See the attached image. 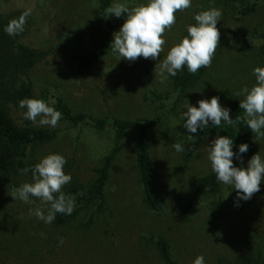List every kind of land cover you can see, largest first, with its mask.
<instances>
[{"label":"rangeland","instance_id":"obj_1","mask_svg":"<svg viewBox=\"0 0 264 264\" xmlns=\"http://www.w3.org/2000/svg\"><path fill=\"white\" fill-rule=\"evenodd\" d=\"M252 2L257 3L255 12L239 16L238 7ZM114 3L134 7L147 5L149 0H112L111 5ZM210 8L222 12L217 23L218 47L201 82L178 101L166 72L161 82L156 64L181 41L187 26L197 23L194 15ZM27 9L31 15L25 24V42L47 52L27 74L36 96L46 95L55 109L51 102L59 97L73 113L96 119L156 121L147 139L161 209L153 212L142 203L134 134L129 133L121 141L105 187L107 211L96 215L91 227H78L84 219L80 218L64 228H51L30 215V209L44 208L38 198L30 197L32 204L14 200L10 196L14 187L0 185V264H162L149 241L152 235L168 240L179 264H193L201 255L205 264H264V197L255 193L237 206L236 190L222 182L217 190L196 192L198 179L212 169L207 149L217 134L188 140L190 134L181 119L188 102L199 107L197 101L217 96L225 107L244 98L237 96L242 88L256 84L253 70L264 67L262 0H191V7L177 11L176 23L165 30L164 50L157 60L139 57L127 61L110 48L82 74L75 58L91 53L101 41L100 0L0 2V14ZM126 16L113 14V33L119 31ZM149 92L167 97L151 98ZM25 111L14 112L18 124L30 123L57 133L51 142L35 147L36 163L50 153L60 154L67 161L63 170L71 180L90 183L92 170L113 146V129L108 126L99 131L90 124L73 126L61 119L56 127L41 126L26 120ZM255 141L257 153L264 159V137L256 136ZM174 143L184 148L195 143L185 169H181L182 152L175 151ZM31 182L28 178L20 185Z\"/></svg>","mask_w":264,"mask_h":264},{"label":"trees","instance_id":"obj_2","mask_svg":"<svg viewBox=\"0 0 264 264\" xmlns=\"http://www.w3.org/2000/svg\"><path fill=\"white\" fill-rule=\"evenodd\" d=\"M8 0H0L7 2ZM112 0H100V11L103 17V30L99 45L89 54L77 56L78 72L82 74L86 68L94 65L110 50V45L114 31L113 14L105 18V10L110 7ZM264 3V0H262ZM257 3H246L237 9L241 17L248 16L255 12ZM22 13L14 11L7 14H0V185L3 187L18 188L22 181L32 178L31 169L37 164L33 158L36 146L51 142L56 137V132L35 128L30 123L20 125L14 117V112L21 109L19 101L24 98L41 99L48 102L46 95L36 96L28 80L27 74L41 60L47 52L29 46L25 42L27 30L14 36H9L4 28L9 21L19 18ZM195 25V24H191ZM188 32L184 36H187ZM183 36V37H184ZM182 37V38H183ZM208 71V67H202L195 74L189 73L187 66L177 72L176 76L167 74L169 87L179 101L188 91L194 89L203 79ZM149 97L155 99L166 98L167 95L149 92ZM235 100L225 107L230 109V117L236 119L240 117L235 126L227 125L223 121L220 126L212 125L211 122L203 130L198 129L192 134L195 141L199 136L219 134L233 139V152H239V145L246 143L248 151L241 154V160L235 161L237 167H244V162L249 161L254 154H257L256 135L247 127L245 113L239 108V101ZM56 110L62 113L61 120L73 126L90 124L94 129L102 131L106 127H111L114 132V141L111 150L103 157L100 165L92 170L94 176L90 183L83 184L80 180L74 179L63 186L62 191L70 195L75 203L74 211L71 215L57 214L55 220L47 226L55 229L64 228L77 219L84 218L79 222L78 227H91L96 215L104 214L107 211L105 187L109 181L110 170L117 155L121 151V141L129 134H134V156L137 181L141 187L142 203L153 212L161 209L154 182V163L150 154V146L147 139L148 130L156 125L155 120H123L117 118L96 119L85 113H73L67 104L59 97L55 98ZM195 143L188 145L182 152L181 169H185L192 158ZM28 169L27 172H22ZM220 182L216 179V174L210 171L197 181L196 192L200 193L206 189L217 190ZM264 197V180L261 181L260 191L256 193ZM48 205L44 204L45 214ZM218 205H216V209ZM85 216H88L85 218ZM149 241L155 254L162 264H179L176 260L171 245L162 236H150Z\"/></svg>","mask_w":264,"mask_h":264},{"label":"clouds","instance_id":"obj_3","mask_svg":"<svg viewBox=\"0 0 264 264\" xmlns=\"http://www.w3.org/2000/svg\"><path fill=\"white\" fill-rule=\"evenodd\" d=\"M191 7V0H149L147 5L140 4L134 7L124 3H114L105 10V18L114 14L117 18L126 13V19L119 29L113 33V41L110 45L114 53L127 61H135L139 57L157 60L165 40L163 35L166 29L176 23L175 13ZM31 15V9L25 10L19 18L9 21L4 31L9 36H14L24 30L27 17ZM222 12L217 8L203 10L194 15L197 22L188 25V35L181 41L170 47L163 60L159 59L156 68L163 77L166 72L170 76H176L177 72L187 66L189 73L195 74L202 67H210L215 51L219 44L220 32L217 23L220 21ZM256 84L251 89L247 86L242 88L237 96L243 95L239 101V108L244 110L247 127L258 138L264 137V67H256L253 70ZM52 104L55 101L51 102ZM199 107L189 102L184 106L186 111L181 114L184 121L183 128L187 130L188 140L191 134L203 130L211 122L212 125L220 126L223 121L227 125L235 126L240 117H230V109L222 107L219 97L213 96L210 100L197 101ZM19 107L26 109L24 118L33 124L56 127L62 117V113L41 99L24 98L19 101ZM39 117V120L37 118ZM233 139L228 136H217L208 145V159L211 162L212 171L216 179L226 185H231L236 190L237 206L240 200L247 201L260 191L262 179H264V159L260 154H254L247 163V167H237L233 163V157L241 160V154L248 151V145L241 143L239 152L234 153ZM172 147L177 152L185 151L181 143H174ZM65 157L60 154L50 153L43 157L32 169V182L23 183L14 188L10 196L24 203L32 204L30 197L38 198L42 204L48 205L47 214L43 207L30 209V215L34 214L39 220L51 224L56 215H71L75 203L70 195L62 191L63 186L70 183L71 176L65 174ZM23 169L22 172H27ZM43 235V234H41ZM60 243H63L61 239ZM193 264H205L204 257L197 256Z\"/></svg>","mask_w":264,"mask_h":264}]
</instances>
